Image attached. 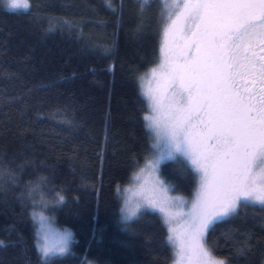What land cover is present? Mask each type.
Returning a JSON list of instances; mask_svg holds the SVG:
<instances>
[{"label": "trees", "instance_id": "obj_1", "mask_svg": "<svg viewBox=\"0 0 264 264\" xmlns=\"http://www.w3.org/2000/svg\"><path fill=\"white\" fill-rule=\"evenodd\" d=\"M164 0H0V264H170L160 215L120 219V191L152 155L142 78L160 63ZM171 192L199 175L167 160ZM135 176V177H134ZM75 234L41 258L32 210ZM224 264H264V206L242 201L206 231Z\"/></svg>", "mask_w": 264, "mask_h": 264}, {"label": "snow or ice", "instance_id": "obj_2", "mask_svg": "<svg viewBox=\"0 0 264 264\" xmlns=\"http://www.w3.org/2000/svg\"><path fill=\"white\" fill-rule=\"evenodd\" d=\"M139 2L143 11L149 0ZM164 6L169 23L161 63L152 71L159 86L144 93L152 112L146 128L156 138L146 165L152 176L146 203L169 225L175 264H224L205 249L206 231L242 201L264 206V55L257 52H264V0H164ZM27 7L12 0L9 10ZM240 76L251 86L241 90ZM181 159L199 175L190 206L170 197L155 176L161 161ZM70 238L67 230L45 236L37 251L43 250L42 259L63 254Z\"/></svg>", "mask_w": 264, "mask_h": 264}, {"label": "rangeland", "instance_id": "obj_3", "mask_svg": "<svg viewBox=\"0 0 264 264\" xmlns=\"http://www.w3.org/2000/svg\"><path fill=\"white\" fill-rule=\"evenodd\" d=\"M166 12H167V10H166ZM161 59H162V56L160 58V63H161ZM160 63H159V65H160ZM159 65L149 69L147 71V73L143 76L142 85H141L143 94L148 89L155 90V89L158 88V86H159L158 82L160 80V77H159V75L153 76L152 75V71H153V69H158ZM144 96L146 97L147 105H148V112L145 115V117H146L148 115H152V112H151V108H150V101H149V99H148V97L146 95H144ZM152 134H153V138L151 140V147L156 143V138H155L154 132H152ZM162 147H163V145H162ZM153 158H154V151H153V147H152V155H151L150 158L147 159V161L145 162V165L140 167L141 169H139V173L136 175L135 181L132 182L129 186L123 187L121 189V191H120V198H121L120 219L122 221H124L125 219L122 218L121 211L124 210L123 212L127 215L128 211L131 210V209H137L136 215L132 216L133 218L136 217L139 214L140 211L145 210V209H149V210L157 212L160 215V217L162 218V220L164 221L163 214L159 213L157 210H154V209L148 207V205L146 203V197L151 195V189H152V176L149 174V172H148V170L146 168V165H147L148 161L152 160ZM165 161H167V160L161 161V163L159 165V168H158V171L155 173L156 178H158L159 180H161L164 183V186L168 189V195L170 197H180L181 199L188 201L189 202V206H190V203H191L192 199L194 198V194H193L192 197L188 198V197L177 195V194L171 192L170 186L164 181V179L160 175V166ZM142 169H143V171H142ZM197 187H198V184H197L196 188ZM194 193H195V191H194ZM137 205H140V207L137 208ZM186 210L187 209H185V211ZM34 214L36 215V219L35 220L33 218ZM231 214L232 213H230L229 215H231ZM31 216H32L33 220L36 222V245H37V241H39V243H44V237L45 236H47L49 239H54L55 237L64 234L65 230H67L68 232H69V230H71L67 226L58 225L54 221L53 216H51L49 214H46L42 210H39V209L32 210L31 211ZM40 216H43L46 219L41 221L39 219ZM223 218H225V217H223ZM42 224L44 225L43 228L41 227ZM165 225H166V228L168 230L169 225H167V224H165ZM171 226L172 227H177V225L175 223H173ZM38 231L40 233L39 236H37V232ZM168 235H169V231H168ZM204 238H205V236H204ZM204 238L202 240V243H203L205 249H207L206 246H205V243H204ZM68 250H69V248H68ZM174 250L176 251L175 248H174ZM211 257L215 261H223V259L215 257L212 254H211ZM175 262H176V255H175V259L170 264H175ZM86 264H96V263L93 260H87Z\"/></svg>", "mask_w": 264, "mask_h": 264}, {"label": "clouds", "instance_id": "obj_4", "mask_svg": "<svg viewBox=\"0 0 264 264\" xmlns=\"http://www.w3.org/2000/svg\"><path fill=\"white\" fill-rule=\"evenodd\" d=\"M7 6L9 7L12 3V0H6ZM23 3L26 4L28 7L27 8H21L24 11H27L30 8V0H23ZM121 216L122 218L125 219V217H128L127 219H125L126 221L132 219L133 217H129L128 214L126 215L123 211H121ZM69 233L71 234V238L67 241V243L65 245H63V247L66 249V251L68 250V248L70 247L72 242H78L75 241V234L73 231L69 230ZM41 245H43V243H41ZM0 246H4L3 243L0 244ZM66 251L64 253H66ZM39 254L43 257V250H39ZM55 254H61L59 252L55 253ZM50 255H54V254H50ZM49 255V256H50ZM49 256L44 257L43 259H47Z\"/></svg>", "mask_w": 264, "mask_h": 264}, {"label": "flooded vegetation", "instance_id": "obj_5", "mask_svg": "<svg viewBox=\"0 0 264 264\" xmlns=\"http://www.w3.org/2000/svg\"><path fill=\"white\" fill-rule=\"evenodd\" d=\"M169 3H171V0H168ZM165 7V6H164ZM167 23H169V21L167 20V16H165V18L163 19V22L161 24V39H160V48L162 47V43H163V33H164V29L167 25ZM257 52H258V55H264V52H261L259 49H257ZM249 78L246 77V76H240V77H237V85L238 87L241 88V90L243 89L244 86H251L250 83H247L246 85V81H248Z\"/></svg>", "mask_w": 264, "mask_h": 264}]
</instances>
